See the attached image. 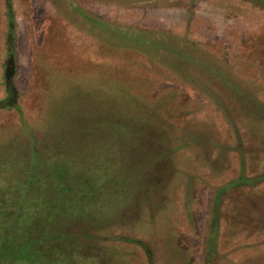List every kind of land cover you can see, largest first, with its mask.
Returning a JSON list of instances; mask_svg holds the SVG:
<instances>
[{
    "label": "rangeland",
    "instance_id": "rangeland-1",
    "mask_svg": "<svg viewBox=\"0 0 264 264\" xmlns=\"http://www.w3.org/2000/svg\"><path fill=\"white\" fill-rule=\"evenodd\" d=\"M13 1L21 109L0 110V264H149L126 237L149 245L152 264H205L216 188L243 170L264 173L262 112L213 72L179 56L168 69L94 27L69 0ZM73 1L174 46L195 44L264 102V8L253 1ZM6 34L0 0V99ZM238 145L243 156L228 148ZM220 220L222 264H264V179L229 191ZM8 226L13 247L35 241L32 256L4 255Z\"/></svg>",
    "mask_w": 264,
    "mask_h": 264
},
{
    "label": "trees",
    "instance_id": "trees-1",
    "mask_svg": "<svg viewBox=\"0 0 264 264\" xmlns=\"http://www.w3.org/2000/svg\"><path fill=\"white\" fill-rule=\"evenodd\" d=\"M70 6L72 10L79 13L82 17H84L89 23H91L94 27H99L108 31L114 35H118L120 37L125 38L129 42H132L133 46L137 47L138 50L146 53L149 56L154 57L160 64L164 65L166 68L170 67L172 62L168 63L167 57H173L176 60L175 56L182 57L181 63L184 65L194 66L198 70H201V67L213 72L215 76H217L220 81L227 87L228 91L235 95V97L243 98L254 104V106L260 110L264 117V102L257 100L255 97L250 95L248 91L241 87V85L235 80V78L229 74H225L220 69H216L215 65L208 63L206 60L203 61L202 58L196 52L199 48L195 44L190 45L188 42L184 47L174 46L168 41H163L162 39H156L148 36V31L145 29H133L130 27H122L104 19L90 14L88 11L84 10L80 5H78L73 0H69ZM255 4L260 5L264 8V0H251ZM6 18H7V34H6V50L7 57L5 59V73H4V86H5V96L0 99V110L4 109H16L20 110V97L21 92L19 87L15 82V76L17 74V34H16V15L14 8L13 0H6ZM170 54V55H169ZM178 61V60H177ZM169 69V68H168ZM196 83V89L198 86H202L199 82ZM193 83V84H194ZM194 86V85H193ZM195 88V86H194ZM211 93L214 100H216L217 105L223 110L226 117L230 120V123L237 131L238 126L236 125V120L231 118L229 114V110L227 106L221 101L223 99L222 95H219L215 91ZM240 144V143H239ZM229 149L236 150L239 152L241 156H243V151L241 150L240 145L237 147H228ZM244 166V162L242 163ZM264 179V173H262L258 177H249L246 175L243 170L241 174L235 178L225 183L224 185L217 187L214 195V207L212 211V218L209 225V233L207 236L206 242V251H205V264H222V253L219 250V235L221 231L220 227V210L223 198L225 195L234 189L240 187H249L256 186ZM56 189L61 192H66L69 190V185L56 182ZM64 194V193H63ZM9 232L8 240L5 245L4 255L10 256V259H18L32 256L31 255V247L35 241L33 240H25L20 241L17 245L13 247L14 238L10 237V226L7 227ZM127 241H131L137 243L143 247L148 256L149 264L153 262V253L147 243L139 239H130L126 237ZM12 247V248H11ZM2 253V254H3ZM3 255V256H4ZM230 264H236L232 260H228Z\"/></svg>",
    "mask_w": 264,
    "mask_h": 264
}]
</instances>
